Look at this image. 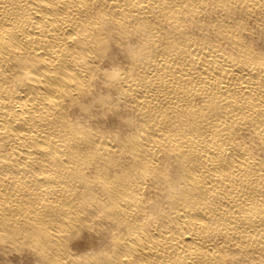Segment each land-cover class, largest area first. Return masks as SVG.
<instances>
[{"label": "bare ground", "instance_id": "1", "mask_svg": "<svg viewBox=\"0 0 264 264\" xmlns=\"http://www.w3.org/2000/svg\"><path fill=\"white\" fill-rule=\"evenodd\" d=\"M0 264H264V0H0Z\"/></svg>", "mask_w": 264, "mask_h": 264}]
</instances>
